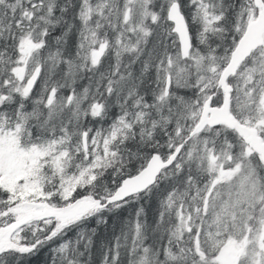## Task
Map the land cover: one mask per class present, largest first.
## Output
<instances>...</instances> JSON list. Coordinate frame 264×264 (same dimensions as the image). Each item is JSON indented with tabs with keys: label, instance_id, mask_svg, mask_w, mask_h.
I'll use <instances>...</instances> for the list:
<instances>
[{
	"label": "snow or ice",
	"instance_id": "obj_1",
	"mask_svg": "<svg viewBox=\"0 0 264 264\" xmlns=\"http://www.w3.org/2000/svg\"><path fill=\"white\" fill-rule=\"evenodd\" d=\"M0 264H264V0H0Z\"/></svg>",
	"mask_w": 264,
	"mask_h": 264
}]
</instances>
